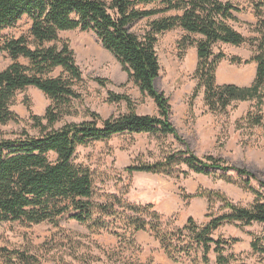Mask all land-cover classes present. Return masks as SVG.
I'll list each match as a JSON object with an SVG mask.
<instances>
[{"label":"trees","instance_id":"obj_1","mask_svg":"<svg viewBox=\"0 0 264 264\" xmlns=\"http://www.w3.org/2000/svg\"><path fill=\"white\" fill-rule=\"evenodd\" d=\"M253 6L257 17L254 31L258 36L247 40L229 25L230 21L236 20L234 14L240 12V8L220 0H0V40L4 30L24 17L30 20L29 35L33 39L32 42L27 37L0 41V52H5L12 62L0 72V124L17 121L10 108L18 91L32 87L51 102L43 117L32 115L28 108L31 119L38 126L42 120L47 123L39 137L24 134L23 139L0 140V223L38 225L48 222L56 225L61 218L67 217L79 224L92 223L96 230L111 229L118 237H125L116 232L125 228L130 238L138 232H148L159 240L162 251L174 263L187 260L192 253L201 250L199 261L202 264L209 263L211 251L215 254L216 264L235 261L231 249L239 240H214L212 234L219 228L224 225H257L263 230L261 235H250V249L264 261V195L250 185L253 176L245 170L226 166L212 157L202 161L187 152L167 156L153 164L125 168L129 175H171L172 166L183 164L195 174L234 172L246 178L244 187L254 195L250 206L234 204L217 192L188 195L185 199L217 200L224 213L203 227L189 218L182 229L165 233L161 218L156 213H148L151 206L131 205L117 197L102 204L92 201L95 194L91 173L73 163L78 147L107 140L113 135H172L177 138L169 120L168 100L156 92L153 85L160 72L155 50L157 36L166 31L182 29L186 35L179 41V47L196 49L194 77L197 85L193 99L202 88L205 106L211 113H221L236 101H256L262 106L264 17L261 10L264 0L254 1ZM146 19L149 22L141 34L131 31L133 25ZM73 30L92 32L96 36L140 93L155 103L159 117L139 116L128 96L111 94V102H125L129 109L127 114L102 120L91 113L93 120L90 122L71 123L54 129L62 117L60 108L80 98L74 86L82 81V73L68 44L59 39V33ZM246 42L255 47L253 57L245 62L256 64L254 81L249 87L218 85L215 73L225 56L221 53L215 56L214 46L222 43L239 47ZM48 43L54 45L46 47ZM20 58L28 60L29 66L19 64ZM231 62L240 64L238 58H231ZM57 68H61L67 77H48ZM94 81L100 86L107 83L101 78H94ZM262 117L252 121V125L261 126ZM51 153L56 155L54 161L49 158ZM259 187L264 188V183L259 182ZM185 233L189 237L187 242ZM0 257L10 264L13 261L41 264L33 255L7 252L4 248H0ZM193 261L197 264L196 259Z\"/></svg>","mask_w":264,"mask_h":264},{"label":"rangeland","instance_id":"obj_2","mask_svg":"<svg viewBox=\"0 0 264 264\" xmlns=\"http://www.w3.org/2000/svg\"><path fill=\"white\" fill-rule=\"evenodd\" d=\"M220 1L230 2L241 10L234 14L236 20L229 22L235 31L247 40L258 36L254 31L257 17L253 6V2L258 0ZM261 11L264 17V8ZM148 22L147 19L139 21L132 26L131 31L141 34ZM29 29L30 20L24 17L13 27L4 30L0 41L27 37L32 42ZM185 35L180 28L163 32L157 36L155 46L160 72L153 85L155 91L168 100L169 120L177 138L172 135H113L107 140L92 141L78 147L73 157L75 165L85 167L91 173L95 194L92 201L102 204L117 197L131 205L151 206L148 213H156L161 218L165 233L182 229L189 218L197 226L203 227L224 213L217 200L185 199L188 195L202 191L217 192L234 204L250 206L254 195L244 187L246 178L234 172L195 174L183 164L172 166L171 175H129L124 171L125 168L153 164L167 156L187 152L202 161L212 157L226 166L245 170L253 176L250 185L264 195V188L259 187V182L264 183V99L262 106H258L256 101H236L221 113L208 110L202 88L193 99L197 85L194 77L197 55L195 47L184 50L179 47V41ZM59 39L67 43L73 52L76 65L82 73V81L74 86L80 98L60 108L62 117L54 129L71 123L90 122L93 120L91 113L97 114L102 120L127 114L129 109L125 102H111V94L128 96L139 116L159 117L155 103L140 93L117 60L102 47L92 32L65 31L59 33ZM53 45L45 44L46 47ZM254 51L255 47L250 42L239 47L222 43L215 45L214 55L221 53L225 56L217 66L216 83L220 86L249 87L255 78L256 64L245 62L250 61ZM231 58H238L240 64L231 62ZM18 62L29 66L28 60L20 58ZM11 63L9 56L0 52V72ZM48 77L65 78L67 74L57 68ZM94 78L105 79L107 83L100 86ZM50 105V100L35 88L18 91L10 108L17 116V121L0 124V140L23 139L24 134L39 137L47 128V123L42 120L41 126H38L31 119L28 108L32 115L43 117ZM259 116H263L261 126L252 125L251 122ZM49 158L54 161L56 155L51 153ZM262 230L263 227L257 225H224L212 234V238L239 240L231 249L235 255V261L231 264H264L250 249V235H261ZM116 232L125 237H118L111 229L96 230L92 228V223L79 224L67 217L61 218L56 225L48 222L38 225L0 223V248L7 252L33 255L41 264H194V259L197 264H202L199 261L201 250L192 253L187 260L174 263L162 251L159 240L148 232H138L132 238L127 228ZM185 234L187 242L189 237ZM208 259V264H216L212 251ZM0 264L10 263L0 257Z\"/></svg>","mask_w":264,"mask_h":264}]
</instances>
